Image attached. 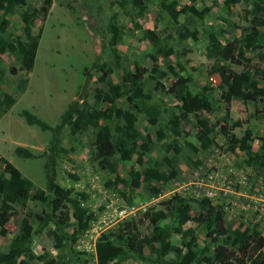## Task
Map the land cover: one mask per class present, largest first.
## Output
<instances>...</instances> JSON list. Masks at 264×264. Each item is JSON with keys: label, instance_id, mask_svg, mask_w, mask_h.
<instances>
[{"label": "rangeland", "instance_id": "374dc122", "mask_svg": "<svg viewBox=\"0 0 264 264\" xmlns=\"http://www.w3.org/2000/svg\"><path fill=\"white\" fill-rule=\"evenodd\" d=\"M42 1L26 0L35 8H39ZM131 1L51 0L47 16L44 20H35L32 28L33 34L40 35L32 70L11 75L10 68L18 67V62L10 54L0 55V93H8L15 99L14 105L0 117V157L36 188L44 190L46 186L41 154L48 147L51 132L27 125L20 116L23 110L55 127L67 106L77 99L80 104L86 101L102 111L106 118L99 123L101 125L112 119L115 108H122L135 115L137 128L152 141L150 151L140 153L142 161L133 156L130 161L119 162L113 174L102 170L95 160V128L82 131L64 126L59 135L62 152L56 159L55 182L61 189H71L78 196L89 215V228L78 231L75 242H65L63 251L59 252L53 237L47 234L54 227L49 224L41 228L32 221L34 233L26 249L36 256L64 255L69 264H96L95 245L101 234L113 238L129 221L140 223L144 231L147 212L163 209L174 195L186 200L193 216L200 212L198 202L206 198L223 210L227 229L247 228L264 236V168L250 162L245 152L229 151L228 141L220 132L224 118L229 123L239 121L241 126L233 131L236 137L247 134L252 152L262 151L264 24L259 26L252 12L253 0L229 7L224 0H175L177 9L186 5L198 10L206 7L209 11L201 20L192 17L190 12L182 13L174 22L160 7L161 0H144L140 6ZM172 1L166 0V3ZM9 20V33L19 36L22 27L19 15L14 14ZM111 23L121 33L115 51L109 45ZM219 30L220 41L224 45L234 42L235 48L234 60L222 64L250 78V89L261 91L255 102L246 103L236 98L225 102V85L213 70L215 62L206 56L207 34ZM253 31L261 35L263 43L257 41L263 47L257 46L255 41L243 40L244 35ZM146 35L154 36L158 45L150 42ZM137 66L142 71V98L137 99L129 92L119 99L102 100L95 105L98 89L108 90V81L121 83L124 73L135 72ZM180 78L185 80L193 95L205 88L212 109L190 115V122L182 124L181 136L175 139L168 132L167 121L170 112L178 114L180 103L168 89ZM20 81H27L24 92L18 90ZM146 106L160 111L159 122L154 127L147 122L143 110ZM196 118L204 119L211 129V144L205 149L200 148L197 140ZM157 127L163 129L167 137L159 140L154 135ZM18 147L27 149L35 157L17 156L15 149ZM175 147L180 150L179 154ZM164 157L176 163L174 178L166 182L146 178H141L138 184L133 182L136 172L149 167L169 172ZM117 177L126 183L109 185ZM27 210L40 214L42 210L48 212L49 208L32 201H27L24 207L14 205L15 215L9 218L3 232L0 231V253L7 251L18 234L19 223ZM70 222H74L72 217ZM188 227L193 228L202 241L199 228L192 222L184 226ZM72 231L73 227H69L65 232L69 236ZM173 242L178 244V238ZM74 255H78L81 262H77ZM118 264H163V260L145 253L143 258L130 257Z\"/></svg>", "mask_w": 264, "mask_h": 264}, {"label": "trees", "instance_id": "16d2710c", "mask_svg": "<svg viewBox=\"0 0 264 264\" xmlns=\"http://www.w3.org/2000/svg\"><path fill=\"white\" fill-rule=\"evenodd\" d=\"M149 1V0H148ZM248 0H224L225 6L238 4ZM134 5L140 6L144 0H132ZM51 0H43L39 8L28 5L26 0H0V55L10 54L18 62V67L10 68L11 75H17L19 71H31L38 48L39 34H33L32 28L35 20L44 18L48 14ZM253 14L257 17L258 25H263L264 21V0H253ZM177 2L173 0L166 3L161 0L160 7L163 8L167 17L174 22L180 14L190 12L191 16L201 20L209 11L208 8L196 9L194 6H182L177 9ZM24 7L22 11L18 9ZM18 14L22 23L21 34L13 36L9 33V17ZM137 16L141 17L138 13ZM111 39L110 47L115 51V47L121 39L119 28L111 23L109 26ZM221 30L210 31L207 34L206 56L215 62L214 72L221 78L225 85L224 99L229 103L232 98L243 102H255L261 94L260 90H251L249 87L250 78H245L242 73H236L222 63L234 60V42L223 44L220 39ZM154 45H158L154 36L146 35ZM261 35L253 31L244 35L243 40L248 43H257L260 48L263 44ZM257 41V42H256ZM263 43V40H262ZM1 64V58H0ZM135 72H125L121 83L113 84L107 82L108 90L98 89L96 92L95 105L104 100H116L124 94L131 92L135 98H142V71L140 67H135ZM156 70V69H153ZM107 73V71H104ZM27 81H20L18 90L24 92ZM169 92L174 95L180 103L178 114L170 112L167 126L168 132L177 139L181 136L182 124H188L190 115H197L201 112H210L212 103L205 94V88L193 95L189 92L187 83L183 78L178 79ZM136 99V100H137ZM15 103L12 95L0 93V117L4 115ZM144 114L147 122L154 127L159 122L160 111L154 106H146ZM20 116L29 126H36L41 131L51 132V139L47 149L41 154L44 158L43 170L46 180L45 189H38L34 184L24 178L20 171L12 166L3 157H0V231L3 232L6 223L11 216L15 215L13 206L19 204L24 207L27 201L46 205L48 212L41 211L40 214H33L27 210L26 216L21 219L18 226V234L14 237L5 253H0V264H69L66 257H50L47 254L36 256L33 252L27 251V245L33 236L32 221H36L41 228H46L51 224L54 229L48 230L47 234L53 237L55 249L62 252L65 242H75V235L78 231H85L89 228V215L78 201V196L73 194L71 189H61L55 182L56 159L60 157L62 148L60 146L59 135L64 126L68 125L77 130L87 131L95 128L93 145L95 146V160L102 170H108L115 174L118 163L130 161L133 156H137L140 161V153H148L151 149L152 141L143 135L136 126V117L133 113L122 108H115L112 119L104 125L99 124L106 117L102 111L94 105L79 100L71 102L62 113L60 122L51 127L37 116L27 110H23ZM225 123L220 126V132L228 141L229 151L238 149L245 152L248 160L257 167L264 168V145L260 153H253L249 145L248 135L238 138L233 133L241 126V122L229 123L224 118ZM198 130L197 140L200 148H207L210 142L211 129L204 119L196 118ZM154 135L159 140L167 137V133L160 127L155 129ZM169 150V149H167ZM179 154L180 150L174 148ZM17 156L22 158H34L35 156L25 148L15 149ZM167 162L169 172L160 171L158 168L149 167L136 172L132 176L135 184L141 178L149 181L166 182L176 176L175 161L164 157ZM126 183L124 179L117 177L115 182L109 184ZM153 191V189H151ZM158 193V190H155ZM124 197L125 195L122 194ZM200 212L193 216L186 204V200L178 195L172 196L163 209L147 212V225L142 230L140 223L132 221L125 222L119 229L117 235L110 238L103 233L95 245L96 264H118L122 260L130 257L143 258L145 253H149L156 259L163 260V264H264V236L256 230L250 229H227L224 224V212L220 207L211 204L210 200L202 199L198 202ZM74 222H70V218ZM167 221V223H164ZM194 223L203 234L202 241H199L198 233L191 227L184 228L188 223ZM69 227H73L71 235L65 232ZM177 237L178 244L173 242ZM191 241V243L189 242ZM77 262H81L78 255H74ZM158 262V261H157Z\"/></svg>", "mask_w": 264, "mask_h": 264}]
</instances>
